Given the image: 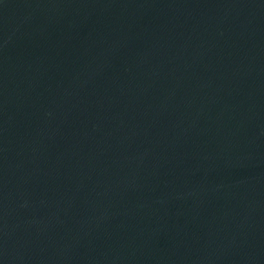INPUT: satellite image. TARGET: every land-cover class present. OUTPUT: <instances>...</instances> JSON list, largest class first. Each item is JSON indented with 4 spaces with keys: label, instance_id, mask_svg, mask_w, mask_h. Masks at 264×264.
Masks as SVG:
<instances>
[{
    "label": "water",
    "instance_id": "1",
    "mask_svg": "<svg viewBox=\"0 0 264 264\" xmlns=\"http://www.w3.org/2000/svg\"><path fill=\"white\" fill-rule=\"evenodd\" d=\"M0 264H264V0H0Z\"/></svg>",
    "mask_w": 264,
    "mask_h": 264
}]
</instances>
